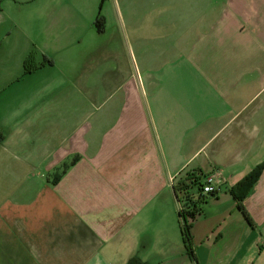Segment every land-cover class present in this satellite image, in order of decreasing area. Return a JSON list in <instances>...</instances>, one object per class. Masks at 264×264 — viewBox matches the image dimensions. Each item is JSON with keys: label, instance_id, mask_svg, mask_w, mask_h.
<instances>
[{"label": "crops", "instance_id": "0c3cea01", "mask_svg": "<svg viewBox=\"0 0 264 264\" xmlns=\"http://www.w3.org/2000/svg\"><path fill=\"white\" fill-rule=\"evenodd\" d=\"M95 1L0 0V264H264V0Z\"/></svg>", "mask_w": 264, "mask_h": 264}, {"label": "trees", "instance_id": "16d2710c", "mask_svg": "<svg viewBox=\"0 0 264 264\" xmlns=\"http://www.w3.org/2000/svg\"><path fill=\"white\" fill-rule=\"evenodd\" d=\"M95 24L98 27V29L100 30L101 16L99 17V15H97V17L95 19ZM32 60H33V53L31 52L26 56V58L24 59V62H23L25 74L30 72L33 69V65H31ZM46 61L49 62L48 59H46ZM3 137H4L3 132L0 129V141L3 139ZM262 166H263V164L259 165L255 170H253L250 174H248L239 184L236 185L237 189L242 190L241 193L235 194L237 196L236 197L237 203H240L242 197L245 195V193L249 190L250 186L253 184L255 179L258 177ZM204 175H206V174L198 168L186 170L185 175H181L180 177H178L177 183L172 185L175 196L177 195V192L181 188L186 186L185 182L187 179H200ZM211 195H213V194H211ZM199 204H200V200H199V202L194 200L193 204H192V208L190 210H188L186 212H180L179 211L182 241H183V244H184V247H185L187 253L190 256H192L191 234H190L191 217L197 211L196 208L198 209ZM239 206H240V204H239ZM126 264H143V263L137 257L133 256L127 260Z\"/></svg>", "mask_w": 264, "mask_h": 264}, {"label": "built area", "instance_id": "2783aa9c", "mask_svg": "<svg viewBox=\"0 0 264 264\" xmlns=\"http://www.w3.org/2000/svg\"><path fill=\"white\" fill-rule=\"evenodd\" d=\"M176 177L177 176L173 177V185L178 181ZM185 183L186 186L181 188L175 196L180 212L190 210L194 200L198 202L200 200L201 204L207 196L217 193L219 189V185L215 182L213 175L210 173H207L200 179H187ZM196 210L198 209L196 208Z\"/></svg>", "mask_w": 264, "mask_h": 264}, {"label": "rangeland", "instance_id": "374dc122", "mask_svg": "<svg viewBox=\"0 0 264 264\" xmlns=\"http://www.w3.org/2000/svg\"><path fill=\"white\" fill-rule=\"evenodd\" d=\"M103 1L104 0H96L95 1V3H94V9H95V12H96V15H95V17L93 18V20H92V27H95V29L97 30V31H99V29H98V27L96 26V24H95V19H96V17H97V15H99V17L101 16L100 15V10H101V5H102V3H103ZM89 26V25H88ZM10 109H12V108H8V110H10ZM1 129V128H0ZM3 132V131H2ZM181 175H185V171H183V172H179V174H177L176 176V178H178V177H180ZM173 185V184H172Z\"/></svg>", "mask_w": 264, "mask_h": 264}]
</instances>
